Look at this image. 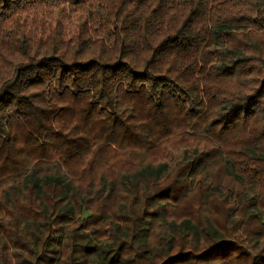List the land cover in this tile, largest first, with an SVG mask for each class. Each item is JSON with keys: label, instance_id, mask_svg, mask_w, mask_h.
Instances as JSON below:
<instances>
[{"label": "trees", "instance_id": "trees-1", "mask_svg": "<svg viewBox=\"0 0 264 264\" xmlns=\"http://www.w3.org/2000/svg\"><path fill=\"white\" fill-rule=\"evenodd\" d=\"M0 264H264V0H0Z\"/></svg>", "mask_w": 264, "mask_h": 264}]
</instances>
